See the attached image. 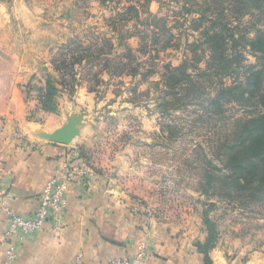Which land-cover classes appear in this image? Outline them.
I'll use <instances>...</instances> for the list:
<instances>
[{"label": "rangeland", "instance_id": "rangeland-1", "mask_svg": "<svg viewBox=\"0 0 264 264\" xmlns=\"http://www.w3.org/2000/svg\"><path fill=\"white\" fill-rule=\"evenodd\" d=\"M157 1L160 3L155 13L157 18L145 12L140 13L139 18L135 17V13L121 17L120 14L127 11L128 0L95 5L79 0L77 8L70 7V1L63 2L62 7V1H43L48 9L61 7L69 15L47 17V30L41 33V37L46 38L45 46L30 51L35 55L38 52L43 54L50 65H41L36 69H40L45 79L49 74L58 79L65 78L67 84L59 87L69 96L76 93L77 87L87 91L88 95L92 94V101L82 107L81 113L90 123V149L96 156H109L116 163V168L132 179V184L134 181L136 189L140 190L138 209L151 211L162 221H171L170 225L177 230L205 236L207 225L204 212L208 211L209 218L216 223L219 236L224 233L242 236L244 240L249 237L252 241H260L264 238L262 204L240 203L233 197L219 195L218 189L206 192L204 185L206 173L211 168L209 160L217 166L216 173L224 169L218 147L226 135L225 128L230 126L232 130L233 122L264 111V106L241 102L236 95V98L225 99L224 115H208L205 105L189 102L192 94L177 100L174 99L175 94L167 96L166 92L172 90L165 83L168 66L187 63V69L195 79H204L197 73L209 69L207 60L210 52L205 50L204 44L201 46L203 27L196 30L191 18H198L200 14L194 10L207 16L211 10H205V0H198L199 4L186 0L187 5H184V0ZM134 4L144 11L145 8L137 0ZM187 8L194 14L186 12ZM227 14L230 16V10ZM251 18L246 15L239 22L241 32L252 24ZM227 19L233 25L238 24L233 17ZM246 32L254 36L255 29ZM106 38L112 41L111 52ZM193 44L199 47L196 49ZM98 46L109 51L114 61L120 59L124 62L130 59L125 54L126 46L132 48L135 61L127 69L139 64L137 74L125 72L112 75L99 69L100 65L94 59L90 61L91 56L77 63L74 72H70L69 67L64 69L65 75L56 70L55 61L67 57L71 62L72 51L89 54L90 48L94 51ZM242 46L236 48L243 52L245 64L261 66L262 59ZM233 51V46H230L229 52ZM73 77L77 78L74 88ZM212 77L202 80L206 92L212 94H216L221 80L228 85L245 80L241 74L239 77L221 74ZM172 86H175L173 90L178 87L174 83ZM261 89L264 90V84ZM225 172L230 174V171ZM144 204L153 206L149 210Z\"/></svg>", "mask_w": 264, "mask_h": 264}, {"label": "crops", "instance_id": "crops-1", "mask_svg": "<svg viewBox=\"0 0 264 264\" xmlns=\"http://www.w3.org/2000/svg\"><path fill=\"white\" fill-rule=\"evenodd\" d=\"M43 1H62L61 7L70 1V7L77 8L79 0H0V172L4 174L0 199L12 212L32 214L45 182L59 173L75 149L84 151L85 163L94 173L69 182V204L60 229L47 223L42 231L12 238L19 245L14 260H9L2 242L10 216L0 208V264H106L108 258L132 256L143 240L148 242L144 264H205L204 254L196 246L198 240H205V234L190 235L172 227L171 221L138 209L140 190L134 181L132 184L109 156H96L90 149L88 120L82 117L80 135L69 144L47 137L81 115L82 107L93 97L79 87L73 96L60 90L56 112L38 110L36 95L45 78L36 67L50 63L40 52L35 55L30 50L45 46L41 33L47 30L48 16L69 15L61 7L48 9ZM111 1L85 0L94 5ZM138 3L142 7V0ZM137 8L139 13L154 16L160 3L152 0L142 7L144 11ZM31 111L35 118H30ZM144 206L151 210L153 205ZM256 241L220 234L209 252L211 264H264V238Z\"/></svg>", "mask_w": 264, "mask_h": 264}, {"label": "trees", "instance_id": "trees-1", "mask_svg": "<svg viewBox=\"0 0 264 264\" xmlns=\"http://www.w3.org/2000/svg\"><path fill=\"white\" fill-rule=\"evenodd\" d=\"M128 1L133 2L136 0ZM151 1L144 0L142 7H147ZM184 1V5H187L186 0ZM205 1V10H211L210 14L207 16L203 12H198L199 10H194L197 14H200L198 18L195 16L191 18L196 30L203 27L201 35L204 40L201 46L204 44L205 50L210 52V57L207 60L209 69L197 73L198 77L201 76L204 79L207 77L213 78L212 76L217 74L228 77H239L241 74L245 80L229 85L221 80L216 94H212L206 92V85L202 81L204 79H195L194 75L189 72L186 66L187 63L175 67L168 66L165 83L172 90L170 89L171 91L166 92L167 96L175 94L174 99L177 100L178 97L181 98L182 96L184 98L192 94L189 102L205 105L208 115L218 113L224 115L225 99L227 97L236 98V95L238 96L237 99L241 102L252 103L253 105L261 103L264 106V90L261 89L262 84H264V0ZM137 2H140V0ZM193 2V4H199L198 0H193ZM214 7L216 8L212 11ZM227 10H230V16L227 14ZM194 11L190 8L186 10V12L191 14H194ZM129 13L132 16L135 13V17L139 18V8L136 5L131 4L127 7V11L120 14V16L123 17ZM246 15L252 16V24L244 27L245 32H241L242 30L240 29L242 28L239 26V22ZM149 16L153 15L150 14ZM153 17L157 18L155 15ZM228 17H233L238 21V24H231L227 19ZM252 28L255 29V34L254 36H249L246 30ZM106 42L111 52L113 48L112 41L110 38H106ZM229 45L234 48L232 53L229 52ZM240 45H243L242 47L262 59L261 66L246 65V58L243 52L236 48ZM194 46L197 49L198 45L195 44ZM88 51L89 54L85 51L78 54L77 50L72 51L71 62L67 57L55 61L56 70L64 72L65 75L66 70L64 69L69 67L70 72H74V67L77 63L80 64L84 57L89 56L90 58L91 56L90 61H97L98 65H100L99 69H104L112 75L123 74L125 72L135 75L138 72L137 66L139 64H136L137 66L132 69H127L135 61V54L129 46H126L125 53L130 57L127 62L120 59L114 61L109 56L110 52L105 51L103 47L98 46L94 51L90 48ZM198 61H200V58ZM209 78L208 80H210ZM74 82H77V78L75 79V77H73V88L76 87ZM172 83L178 86L176 90H173L175 86L171 87ZM64 84H67L65 78L64 80L58 79L54 75L49 74L45 79L44 85L40 87L36 95L38 110L56 112L58 110L57 97L61 90L59 85ZM27 91L31 93V85L27 87ZM30 118H35L33 111H31ZM231 127H233L232 130L229 129L230 126L229 128H225L224 132H226V135L222 138L218 147V154L223 161L224 169L221 168L220 173H216L215 169L217 170V166L213 165L209 160L208 164L211 168L209 167L210 170L206 173L207 181L205 180L204 189L206 192L218 189V193L221 196L233 197V199L243 204H262L264 207V111H259L248 118L236 120L235 123H232ZM83 152V150H80L81 156L86 157V154ZM225 171H230V174ZM208 213V211L204 212V220L207 225L205 240H198L196 242L198 250L204 254L205 264L212 263L209 252L215 247L219 239L216 223L209 218Z\"/></svg>", "mask_w": 264, "mask_h": 264}, {"label": "built area", "instance_id": "built-area-1", "mask_svg": "<svg viewBox=\"0 0 264 264\" xmlns=\"http://www.w3.org/2000/svg\"><path fill=\"white\" fill-rule=\"evenodd\" d=\"M79 149L72 151L71 156L63 162L58 174L50 177L43 186L37 200V207L30 215H22L12 212L4 206L0 199V208L9 213L10 221L2 242L6 247L9 260L18 256L19 245L12 238H21L31 232L42 231L47 223L52 224V229L62 227L68 209L67 187L76 176L94 173V168L85 163ZM4 174L0 172V197ZM148 257V242L141 241L138 251L132 256H120L108 258L106 264H144Z\"/></svg>", "mask_w": 264, "mask_h": 264}, {"label": "water", "instance_id": "water-1", "mask_svg": "<svg viewBox=\"0 0 264 264\" xmlns=\"http://www.w3.org/2000/svg\"><path fill=\"white\" fill-rule=\"evenodd\" d=\"M81 125L82 115L73 116L66 124L55 130L52 134H48L47 137L55 142L69 144L80 135Z\"/></svg>", "mask_w": 264, "mask_h": 264}]
</instances>
